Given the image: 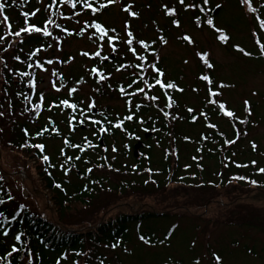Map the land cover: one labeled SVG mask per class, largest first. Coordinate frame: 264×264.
I'll return each instance as SVG.
<instances>
[{
    "label": "trees",
    "instance_id": "obj_1",
    "mask_svg": "<svg viewBox=\"0 0 264 264\" xmlns=\"http://www.w3.org/2000/svg\"><path fill=\"white\" fill-rule=\"evenodd\" d=\"M4 2L9 5L6 8V14L10 17L14 30L22 24L21 14L23 12H31L39 8L40 12L35 18L29 17L30 23L41 25L46 17L51 16L57 23L73 32V35H66L61 29L49 26L50 31L53 32L52 37L35 35L27 37L22 34L23 43L19 42L21 38L10 36L6 38L7 43L0 44V48L12 44L7 52L0 51V56H3L7 63V68L0 63V91L3 94L0 102V112H3L0 116V126L5 125L7 132L3 143H6L11 150L18 152L25 163L32 161L31 168L36 175L35 185V180L34 182L29 181V184L33 185L32 194L35 202L27 203L25 199L20 200L10 190L9 183L4 177V174L11 176V172H7L1 163L2 150L0 148V177L3 178L0 179V199L6 201L5 204L0 205V211L9 218L8 221L0 218V254L8 250L9 245L14 242L12 239L14 234L23 232L25 233L24 244L27 247H23L20 254L15 257V264H21V258L29 249L35 253L34 264H55L64 253H68L69 258L66 261L61 260V264H72L73 260H79L80 264H100L101 260L104 264H125L127 256L131 253L130 244L136 236L138 238L141 235L145 236L151 244L168 245L169 233L172 229L159 235L157 231L149 230V225H145V222L150 219L169 217L176 213L178 217H182L179 212L173 213V210H183L185 215L195 218L200 212V218L204 220L215 208L218 211H225L240 205L264 202V174L258 172V168L264 167V153L260 146L255 151L251 148V142L259 141L256 134L254 136L251 134V128L257 127L253 125L255 121L253 116L248 118L247 125L237 124V127L247 135H242L235 145L227 146L223 145V139L215 133H209L210 139L207 142L201 141L200 135L204 131L203 123H191L184 111L186 107L200 105L205 95V86H191L192 88L199 87L200 92L199 94L193 92L196 99L194 103H188L186 101L187 89L179 84L185 92L173 95L179 104L178 111L184 119L172 122L167 127L156 107L149 106L147 101H143V106L138 111V118H143L144 122L141 124L138 119L126 121L127 134L121 130H113L108 134L93 135L91 128L79 127L74 134L70 135L65 127L63 116L57 110L53 109L51 113L45 110L39 118L33 112L25 111V108H30L31 105L24 100V95L30 96L33 102L36 101V96L29 87L30 77H22L19 73L33 74L37 80V91L44 90L39 87L42 83L41 70L27 67L28 63H33V60L29 59L30 52L43 45L45 50L38 54L39 58L41 60L55 59V46L59 43L60 58L68 59L71 55L66 50L68 46L65 42L70 41V38H81L83 35L75 33L84 25V21L91 20L92 16L90 12H85L76 17L74 13L80 11V7L72 10L70 5L62 4L59 0L52 9L47 8L52 0H16L15 4L12 0H4ZM92 2L98 4L105 3L106 0H92ZM118 3L122 8L124 4L130 2L118 0ZM135 5L137 6L133 7V10H139V5ZM113 7L114 5L109 6L98 14L96 19L105 26L115 27L118 34H121L117 25L109 20ZM188 14L192 17V13ZM64 16L71 17V19L66 20ZM211 16L215 14L211 12ZM153 18L150 17L148 20H154ZM154 28L156 33L148 40L154 38L159 29L164 30L160 34L166 35L168 39V28L157 23ZM134 33L138 36L136 32ZM2 34L3 31H0V35ZM89 34L84 35L89 36ZM49 44L52 45L51 48L47 47ZM154 47L159 53L161 44H156ZM15 55H19L21 60H14ZM103 55H109L107 45H105ZM148 59H152L150 54H148ZM163 61L164 58H159L158 67L164 70L169 78L171 72L168 73L164 69ZM83 62L86 66L81 68L80 65ZM210 62L214 65L213 59ZM120 63H135L131 56L125 58L122 46H120V51L109 56L101 69L105 73L112 72L111 79L99 83L97 82L98 77L89 73L91 67H99V62L96 60L81 56L80 64L73 68L67 67L66 71L63 70L66 64H58L56 70L63 73L65 79L59 81L58 77L53 76L54 80L58 84L63 83L66 87L61 93L45 92V94L50 100L55 97L64 98L67 87L77 86L80 90L72 98L74 102L84 108L94 99L96 107L90 115L97 120L115 122L117 117L127 114L125 97L119 94L118 85H127L133 71L129 68L122 73L115 72L114 66ZM45 67L48 68L49 65L45 64ZM213 69L210 71L205 69L204 73L213 77ZM202 71L203 68L201 73ZM81 78L82 82L74 85V82ZM173 79L175 80V77ZM83 86H88L89 90L83 91ZM17 93L23 95L18 96ZM132 99L135 103L142 102L139 96ZM221 99L223 100V97ZM161 105H163V100ZM49 115L57 121L55 126L61 129V135L56 136L53 133L54 138H50L46 133L44 137H35L36 130L49 123L47 120ZM243 117L244 115L241 116ZM212 121L218 123L219 131L225 132L227 138H234L227 121L224 122L218 116H213ZM153 127L159 128L160 131H152ZM24 129H28L31 135L26 136ZM145 129L148 130L145 131ZM169 132L172 133L171 136L168 135ZM64 136H69L76 143L80 142L82 136H88L94 144L99 145L95 150L89 149L86 154L67 149L69 155H82L80 161L73 160L66 165L72 168L67 177L59 167L61 163H64L58 151L62 146ZM185 136L190 137L191 140L185 141L183 139ZM29 143H45L47 145L46 154L51 158L50 164L56 167H50L49 164L44 163L38 150L22 146ZM113 144L119 149L115 154L111 152ZM125 145L128 147L126 148ZM104 147L109 148L107 153L103 151ZM198 147L203 151L197 152ZM172 151L177 153L178 158L172 155L165 158L166 152ZM113 155L116 156L115 160L111 159ZM104 156L109 157L107 162L101 159ZM193 156L202 158L199 160L202 168L197 167V161H193ZM85 160L89 163L86 164ZM253 160L257 161L255 165L251 163ZM101 163H111L113 169H119V171L106 166L97 167ZM236 164H247L248 167H237ZM133 165H138V170L133 171ZM185 165L191 167L186 168ZM89 167L93 168L91 173L86 172V168ZM149 167L153 169V172L146 171ZM236 176H244L247 179H233ZM250 180H255L257 183L252 184ZM56 184H60L61 187H55ZM9 193L14 198L13 200H8ZM20 205H24V208L20 209ZM253 208V206L247 207V215L253 213ZM17 211L20 215L16 220H11V216ZM217 216L213 215L212 219H216ZM249 216L253 218L251 221L264 224V219ZM241 224L244 223L241 222ZM245 224L250 226L249 228L256 226L255 222L246 221ZM141 225L147 229L143 230ZM5 229L10 231V236L7 238L2 235ZM162 240L165 241L163 244L160 243ZM114 243H118V247L112 248L111 245ZM76 252L87 255L76 256L74 255ZM181 262L174 264H182Z\"/></svg>",
    "mask_w": 264,
    "mask_h": 264
},
{
    "label": "snow or ice",
    "instance_id": "obj_2",
    "mask_svg": "<svg viewBox=\"0 0 264 264\" xmlns=\"http://www.w3.org/2000/svg\"><path fill=\"white\" fill-rule=\"evenodd\" d=\"M62 4H67L71 6L72 10L80 7V11L75 12L74 15L79 17L81 14L85 12H90L92 19L84 21V25L80 27V29L75 33L77 35L89 34L88 38L95 44V49L91 51H82L79 55L87 58L93 59L99 62V67L93 66L89 69V73L98 77V83L101 81H107L111 79L112 72L105 73L101 69L104 67L105 62L108 61L109 56L112 53H117L120 51V46L123 47L125 58L131 56L135 63H120L118 66H114V71L117 73H122L127 71V69H133L130 74V78L128 80L127 85L120 84L118 85V92L121 96L125 97V109L127 114L122 117H117L115 122L112 120L101 121L94 119L90 113L96 107V101L92 99L89 103L85 105L84 108H81L79 103L73 101L74 95L80 90L77 86H71L66 88L65 97L59 98L55 97L53 99H48L44 90L37 91V80L33 74L28 72L19 73L22 77H30L29 79V87L33 95L36 96V101L33 102L31 97L28 95H24V100L27 101L31 107L25 108L27 112H33V114L39 118L43 111L47 110L49 113L53 111V109L59 112L65 121V127L68 129L69 134H74L79 127H89L92 129L93 135L99 134H108L113 132V130H121L124 133H128L127 128L125 127L126 121H134L138 119V122L143 124V118H138V111L143 106V101H147L149 106H155L158 113L165 120V126H169L172 122L177 120H183L184 116L180 115L178 109L179 104L176 99H174V93L183 94L185 89L181 87L174 79L167 78L166 73L160 67H158L159 61V53L155 50L156 44H161L167 46L168 39L166 35L160 34L164 32L163 29H159L157 35L151 40L138 37L134 31L132 30L130 20L132 18L138 19L140 17V13L133 10V3H126L122 7V11L127 14L129 19H126L123 25V35L118 34L117 29L115 27L105 26L102 22H99L96 19V16L102 11L106 10L109 6L115 5L118 3V0H106L105 3L94 4L92 0H59ZM12 3L15 4L16 0H12ZM57 0H52L47 8L52 9L55 7ZM175 6L170 5L169 3L161 4V13L162 15L168 19L170 25L175 29L182 28L181 14L182 13H192V23L195 25L197 29L203 31L205 27L210 29L214 34L215 38L222 44H229L231 37L226 32V30L222 27H218L214 18L211 16L212 9L208 6L210 4V0H174ZM240 5L245 9V11L250 14V16L254 17L252 22V30L251 36L254 40L255 45L259 49V54L264 57V42H262V35L264 34V18L261 15V9H264V2H261L258 6H254V0H239ZM9 7L4 0H0V31H3V34L0 35V44L7 43V37L14 36L17 38H21L22 34L27 37L32 36H43V37H52L53 32L50 31L49 26H54L55 28L61 29L66 35H73V32L69 31L68 28L63 27L61 24L57 23L55 20L51 18V16L46 17L41 25H37L36 23H30L29 17L35 18L37 14L40 12V9L37 8L31 12H23L21 14L22 24L16 29H13V23L10 21V17L6 14V8ZM221 7L220 4H216L215 8L219 9ZM61 15H63L61 13ZM64 19H71V17L64 16ZM155 23V21H154ZM158 27V26H157ZM182 42L187 45H192L195 47V40L193 37L186 32L181 34L178 37ZM58 40V38H57ZM20 43H23V39L21 38ZM105 45H107L109 49V55H103ZM12 44H8V47L0 48V51L7 52L8 48H11ZM48 48H51L52 45H47ZM235 50L237 52L242 53L245 56H251L252 52L246 51L239 44L234 45ZM57 48L60 49L59 43L57 44ZM44 46L35 48L34 51H31L29 54V59L33 60V63H28L27 67L38 68L42 72H49V69L45 67L47 65H53L54 63L58 64H66L70 60H74L75 57H70L65 60L57 59H46L41 60L38 56L39 53L44 51ZM22 51V49H21ZM148 54L152 56V59H148ZM195 56L201 62L202 66L209 71L214 68V65L210 62V53L205 51H197L195 52ZM35 58V59H33ZM13 59L16 61H20L21 57L19 55L13 56ZM0 63L4 64V67L7 68V63L3 56H0ZM185 64L188 63L187 60L184 61ZM50 76L58 77L59 81H63L65 76L63 73L59 72L56 69H53L50 72ZM198 80L204 82L205 85V95L200 105L197 107H186L184 111L187 113L190 118V122L195 123H203L204 131L200 135V140L207 142L210 139L209 133H215L219 137L223 139V145L232 146L235 145L242 135H247L246 132H243L240 128L237 127L239 125H247L249 123V117L253 115L252 103L250 100L245 99L243 101V111L244 117L241 118L240 115L233 109H231L226 101L221 99L223 95V89L231 87V85L225 84L223 82H217L213 79L210 74L201 73L198 75ZM42 79V78H41ZM82 82V78L74 82V85H79ZM49 85L51 89L55 93H61L65 89V85L63 83H59L56 80H49ZM142 85V86H141ZM131 89V91H129ZM193 92L199 94V87H195L191 89ZM159 93V94H157ZM17 95H23L22 93H17ZM256 95V93H253ZM141 97V103H135L132 98ZM163 100V105H161V101ZM176 109V111H173ZM3 115V112H0V116ZM213 116H218L222 120H226L232 131L234 138H227L225 132L219 131V125L217 122L212 121ZM49 123L46 125H42L41 128L37 129L34 133V136L44 137L47 133L50 138H54L52 136L55 133L56 136L61 135V129L56 127L57 121L53 118L52 115L47 117ZM107 125V126H105ZM98 127V131L96 128ZM148 129H145L147 131ZM154 132H159V128H152ZM24 134L26 136L31 135L28 129H24ZM169 136L172 135L171 132L168 133ZM139 139V137H136ZM185 141H190L191 138L188 136L183 137ZM223 145L221 147H223ZM25 147H32L38 150V153L43 160L44 163L49 164L50 167H56V165L50 164V155L47 153V145L45 143H35V144H25L22 145ZM99 145L94 144L88 136H82L79 143L73 142L69 136H64L62 139V146L59 148V155L63 157L64 163H61L59 167L63 170V174L67 177L70 175L72 168L67 167L66 165L71 161H80L82 159V155H69L67 149H73L76 152L81 154H86L89 149L95 150ZM127 148L128 145H125ZM257 144L253 141L251 142V148L253 151L257 149ZM103 151L107 153L109 151L108 147H104ZM119 149L115 144L111 145V152L113 154L117 153ZM202 148H197V152H202ZM168 155H172L178 158V155L175 151L166 152L165 158ZM235 155V153H233ZM103 161L107 162L109 160L108 156H104L101 158ZM112 160L116 159V156L113 155L111 157ZM150 160V157L148 158ZM193 161H197V167L202 168V164L199 163V160L202 158H198L196 156L192 157ZM86 164L89 161H84ZM253 165L257 163V161H251ZM107 167L109 169H113L111 163H101L97 165V167L104 168ZM237 167H248L247 164H236ZM186 168L191 167L190 165H185ZM47 170V169H46ZM115 171H119V169H113ZM132 170H138V165H133ZM93 168H86L87 173H91ZM147 172H153L152 168H147ZM258 172L264 174V167L258 168ZM51 175V173H49ZM0 179H3L0 177ZM182 179V178H181ZM233 179L237 180H245L247 179L244 176H236ZM252 184H256L257 181L250 180ZM95 183V182H94ZM55 187L60 188V184H56ZM14 198L11 194H8V200H13ZM6 201L0 199V205L5 204ZM20 209L24 208V205L19 206ZM20 215V212L17 211L15 214L11 216V220H16ZM0 218H3L5 221H8V217L5 216V213L0 211ZM3 237L7 238L10 236V231L5 229L2 232ZM171 232L169 233V236ZM25 233L18 232L13 235V243L9 245V249L5 250L3 254H0V264H15V257L20 254L23 247H27L24 244L23 237ZM139 239L145 244H151V241L147 239L145 236L141 235ZM165 241H160L163 244ZM112 248L118 247V243H114L111 245ZM127 251V249H125ZM76 256L87 255L86 253L76 252L74 253ZM69 254L64 253L57 259L55 264H61V260H68ZM36 259L35 253H33L30 249L28 253L21 258V264H34ZM211 259L214 264H223L222 257L216 252L211 253ZM72 264H80L79 260H73ZM100 264H104L103 260L100 261ZM193 264H200V260L196 259L193 261Z\"/></svg>",
    "mask_w": 264,
    "mask_h": 264
},
{
    "label": "rangeland",
    "instance_id": "obj_3",
    "mask_svg": "<svg viewBox=\"0 0 264 264\" xmlns=\"http://www.w3.org/2000/svg\"><path fill=\"white\" fill-rule=\"evenodd\" d=\"M127 1L133 3V7L137 6L135 4L140 6L137 10L140 17L130 20L132 30L140 38L148 39L153 36L156 33L154 28L156 23L168 28L169 42L167 46L161 45L159 58H164L162 63L164 69L168 73L171 72L169 78L175 77L178 84L186 87L188 103H194L196 99L191 86H205L204 82H200L197 78L201 74L202 68V73L206 71L195 56V52L210 53V60L213 58L216 65L213 69V79L231 85V87L222 90V97L227 105L238 115L243 116V101L245 99L251 101L252 116L255 119L253 125L257 126L251 128V134L253 136L256 134L260 141L256 142L257 148L262 147L264 153V57L259 54V49L251 36L254 17L250 16L237 0H210L208 7L217 11L213 16L217 26L224 28L231 37L230 43L225 45L220 43L215 38V34L207 27L203 31L197 29L188 13L181 14V29L172 27L168 19L161 13V4L163 1V3L175 6L174 0ZM260 2H264V0H254V6H258ZM216 4H220L221 7L215 8ZM260 11L264 18V9ZM126 15L120 4L117 3L109 17L111 23L117 25L122 35L124 22L129 19ZM150 17H154V20L149 21ZM185 32L193 37L196 42L195 47L187 45L178 38ZM261 35L262 42H264V34ZM69 40L65 42V45L68 46L66 50L75 59L66 63L63 67L64 71L67 70V67L73 68L80 64V52L94 50L96 47L88 35ZM237 44L246 51L252 52V55L245 56L237 52L234 47ZM54 54L55 59H61V50L57 46H55ZM185 60L188 61L187 64L184 63ZM85 62L80 65L81 68L86 66ZM57 65L58 63L49 65V72L41 71L42 83L39 87L44 88L46 93L57 94L49 85V80H54V77L50 76V72L57 69ZM82 89L83 91L89 90L88 86H83ZM2 95L0 91V102ZM6 133V126H0L1 163L7 172H11V176L4 174V177L9 183L10 190L20 200L25 199L27 203H33L35 202L32 194L33 185L31 186L29 181L33 180L34 182L35 180V185L36 175L31 168L32 161H27L28 164L25 163L18 152L11 150L6 146V143H3ZM24 175L25 178H23ZM249 206L254 207L253 213L249 215L264 219V202L240 205L225 211H218L213 207L215 210L210 212L204 220L200 218V212L195 218L185 215L183 210H173V213L179 212L182 217H178L179 215L176 213L169 217L150 219L145 222V225H149L148 229L157 231L159 235L172 229L168 245L145 244L136 236L130 244L131 253L127 256L125 264H174L178 261H182V264H193L196 259L200 260V264H214L211 261L212 252H216L222 257L223 264H264V224L251 221L253 218L247 215ZM215 214L218 216L213 220L212 216ZM255 215L257 216L255 217ZM246 221L255 222L256 226L249 228L250 226L245 224ZM142 227L143 230L147 229Z\"/></svg>",
    "mask_w": 264,
    "mask_h": 264
}]
</instances>
